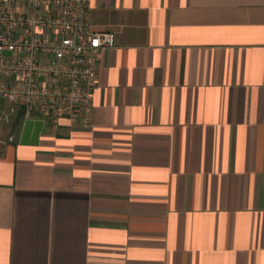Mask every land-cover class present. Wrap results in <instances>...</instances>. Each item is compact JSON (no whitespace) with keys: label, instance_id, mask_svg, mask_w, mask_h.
<instances>
[{"label":"crops","instance_id":"obj_1","mask_svg":"<svg viewBox=\"0 0 264 264\" xmlns=\"http://www.w3.org/2000/svg\"><path fill=\"white\" fill-rule=\"evenodd\" d=\"M92 121L0 123V264H264V0H87Z\"/></svg>","mask_w":264,"mask_h":264},{"label":"built area","instance_id":"obj_2","mask_svg":"<svg viewBox=\"0 0 264 264\" xmlns=\"http://www.w3.org/2000/svg\"><path fill=\"white\" fill-rule=\"evenodd\" d=\"M113 31H94L87 0H0V123L19 106L44 126L89 124L100 54Z\"/></svg>","mask_w":264,"mask_h":264},{"label":"water","instance_id":"obj_3","mask_svg":"<svg viewBox=\"0 0 264 264\" xmlns=\"http://www.w3.org/2000/svg\"><path fill=\"white\" fill-rule=\"evenodd\" d=\"M43 128L44 121L42 119H27L24 124L21 143L36 144Z\"/></svg>","mask_w":264,"mask_h":264},{"label":"trees","instance_id":"obj_4","mask_svg":"<svg viewBox=\"0 0 264 264\" xmlns=\"http://www.w3.org/2000/svg\"><path fill=\"white\" fill-rule=\"evenodd\" d=\"M22 109H23V110H22V113H20V116H21L22 118H24L25 108L23 107Z\"/></svg>","mask_w":264,"mask_h":264}]
</instances>
